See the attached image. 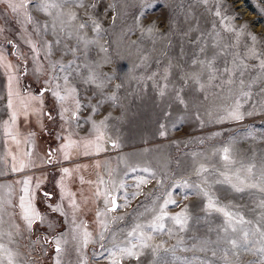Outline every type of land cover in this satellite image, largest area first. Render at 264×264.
Returning <instances> with one entry per match:
<instances>
[{
	"label": "rangeland",
	"instance_id": "374dc122",
	"mask_svg": "<svg viewBox=\"0 0 264 264\" xmlns=\"http://www.w3.org/2000/svg\"><path fill=\"white\" fill-rule=\"evenodd\" d=\"M0 264H264V0H0Z\"/></svg>",
	"mask_w": 264,
	"mask_h": 264
},
{
	"label": "snow or ice",
	"instance_id": "6c2138e0",
	"mask_svg": "<svg viewBox=\"0 0 264 264\" xmlns=\"http://www.w3.org/2000/svg\"><path fill=\"white\" fill-rule=\"evenodd\" d=\"M11 6H12V10L15 12V11L18 10V7H23L24 5H23V4H20V5H18V6H17V5H11ZM217 15H219L218 12H217ZM149 30H151V29H149ZM253 39H255V37H253ZM230 116H231L233 119H236V120H240V119H242V116H241V114H240L238 111H234V112L230 113ZM161 135H164V133L161 132ZM225 151L227 152V149H225ZM225 158L227 159V157H225ZM64 171L67 172L68 169H64ZM25 183H27V182H25ZM141 183H143V181H142ZM25 191H27V188H25ZM22 199H23V198H22ZM112 204H113V205L116 204L115 199L112 200ZM209 206H211V203H210ZM26 219H28V216H27V215H26ZM176 221H177V223H180L179 217L176 218ZM29 223H31V220H29ZM233 243H235V242H233ZM58 250H59V249H58ZM126 251H127V255H129V256H133V255H134V253H133L131 250H126Z\"/></svg>",
	"mask_w": 264,
	"mask_h": 264
},
{
	"label": "water",
	"instance_id": "95a60500",
	"mask_svg": "<svg viewBox=\"0 0 264 264\" xmlns=\"http://www.w3.org/2000/svg\"><path fill=\"white\" fill-rule=\"evenodd\" d=\"M45 91H46V89H44L43 91H41L40 94H43V92H45ZM113 209H114V206H113L112 210H113ZM55 250H58V248L55 247Z\"/></svg>",
	"mask_w": 264,
	"mask_h": 264
},
{
	"label": "trees",
	"instance_id": "16d2710c",
	"mask_svg": "<svg viewBox=\"0 0 264 264\" xmlns=\"http://www.w3.org/2000/svg\"><path fill=\"white\" fill-rule=\"evenodd\" d=\"M53 117H56L55 115H53Z\"/></svg>",
	"mask_w": 264,
	"mask_h": 264
},
{
	"label": "flooded vegetation",
	"instance_id": "af4514ba",
	"mask_svg": "<svg viewBox=\"0 0 264 264\" xmlns=\"http://www.w3.org/2000/svg\"><path fill=\"white\" fill-rule=\"evenodd\" d=\"M43 91V90H42ZM46 92V91H45ZM43 94H44V92H43Z\"/></svg>",
	"mask_w": 264,
	"mask_h": 264
}]
</instances>
